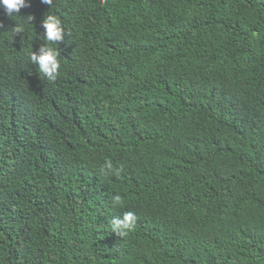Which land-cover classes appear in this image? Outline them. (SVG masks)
<instances>
[{
	"label": "trees",
	"instance_id": "obj_1",
	"mask_svg": "<svg viewBox=\"0 0 264 264\" xmlns=\"http://www.w3.org/2000/svg\"><path fill=\"white\" fill-rule=\"evenodd\" d=\"M30 5L0 8V264H264V0ZM47 14L54 83L29 60Z\"/></svg>",
	"mask_w": 264,
	"mask_h": 264
},
{
	"label": "clouds",
	"instance_id": "obj_2",
	"mask_svg": "<svg viewBox=\"0 0 264 264\" xmlns=\"http://www.w3.org/2000/svg\"><path fill=\"white\" fill-rule=\"evenodd\" d=\"M41 3L52 7L54 0H41ZM30 6V0H0V8H3L4 13L10 18L18 16L21 9ZM41 26L44 29L42 36L47 44L41 45L38 51L37 49L33 50L29 54V60L30 63L34 65L37 81L41 79V81L45 83L44 77H46L49 82L54 83L60 75L62 59L63 57L66 59L67 56V46L65 47V41L67 43V34H65L61 18L55 14H47L42 21ZM0 27H3L2 23H0ZM23 31L24 29L20 25L14 27L15 35L23 33ZM79 114V117L86 122V113L79 111ZM29 130H35L39 135V140H31V143L37 144V142H39L43 149L56 148L55 143L60 146L57 134L51 137H45L40 132L41 128H33ZM24 142L27 143V141ZM99 171L105 177L115 176L119 178L123 172V165L116 167L114 166L113 161L108 159L101 165ZM111 202L114 207H124V199L119 194L113 195L111 197ZM137 222L138 216L135 212L124 211L121 216H115L112 218V232L122 238L126 237L131 232L135 231Z\"/></svg>",
	"mask_w": 264,
	"mask_h": 264
}]
</instances>
